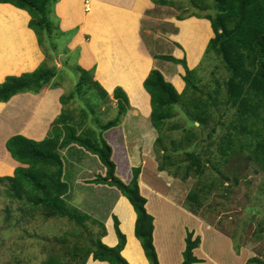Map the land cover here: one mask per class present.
I'll return each mask as SVG.
<instances>
[{
	"label": "trees",
	"instance_id": "obj_1",
	"mask_svg": "<svg viewBox=\"0 0 264 264\" xmlns=\"http://www.w3.org/2000/svg\"><path fill=\"white\" fill-rule=\"evenodd\" d=\"M58 1L0 0V3H10L29 13L31 16L29 27L36 33L38 43L45 54L43 61L33 71L7 76L0 83V102H7L19 93L38 94L44 88L62 85V81L56 79L61 70L53 62L54 53L59 50L62 43H55L53 23L48 16L50 5L57 4ZM152 1L161 6L175 7L178 4L183 7L188 14H178L177 18L180 20L189 16L209 19L214 36L208 41L206 53L214 52L228 72V77L223 83L215 76V71L212 72L213 82L216 84L214 94L219 97L221 88L224 87L226 102L235 109V123L231 124L235 132L231 129L226 131L216 142L209 140L216 132L213 127L203 139L206 143L202 144L198 151L185 148L189 147L191 141L197 137L195 130L188 131L179 140L171 138L167 142L164 137L170 138L164 130L165 127L178 128V123L168 122V119L175 116L174 105L178 102H181L186 109V114L196 128H204L210 121L207 107L215 103L203 101L197 95L198 92L203 91L198 85L197 70L189 68L185 58H177L172 54H159L155 56L184 64L185 88L179 92L175 84L167 80L163 72L157 68L149 72L143 83L151 96L152 125L160 132L155 140L158 169L167 171L172 177L183 181L188 180L189 177L195 179L194 187L186 196L185 206L197 213L195 210L199 211L205 205V200L209 199L214 189L222 186L230 191L229 184L224 186L214 177L208 180V172H213L212 169L222 174L224 181L234 178L235 183L240 181L242 175L236 173L231 175L230 172L222 170V167H226L232 161H238L240 165L245 164V167L253 164L254 167L257 165L259 169H264V0ZM77 69L80 71L76 84L78 88L85 86L86 93L95 89L101 98L109 97L106 88L94 78L95 65L87 69L78 64ZM113 96L117 100V115L106 122L95 119L98 125L97 131L90 127L83 128L89 116L86 108H82L80 119L76 120L68 106L73 95L68 94L61 95L60 102L63 105L61 113L51 123L50 133L44 139L36 140L23 134H15L6 140L7 150L20 162V165L16 167L13 175H5L11 167L0 161V184H2L0 193L3 191L12 200L17 199L29 204L30 209L21 207L25 215L37 211L45 218H67L76 224L73 231L79 238L73 244L69 243L68 239L71 234L58 238L57 242L65 245L64 254L50 255L42 264H86L89 257L109 264H131L122 254L127 238L120 229L116 215H113L112 219L118 238L117 244L111 246L103 240L106 236L104 222L106 215L103 219L99 214L104 212L102 209L104 201L98 205L88 204L87 209H81L82 206H75L68 201L71 198L73 178L69 166L65 168L62 151L67 150L69 152L66 154H69L71 149L66 148L71 145L80 146L97 156L103 164L101 165L105 169V174L95 172V177L90 182L115 187L129 199L137 215L135 236L140 240L150 264H161L154 243L155 218L147 210V198L142 195L139 185L142 166L132 167L131 179L123 180L117 174L113 147L103 135L104 131L120 125L130 107L129 96L122 87H115ZM212 97L213 95L210 99ZM49 99L51 105L53 98ZM80 155L78 158L81 161L84 155L82 153ZM236 168L239 171L242 167ZM7 211L9 216L10 209L8 208ZM90 224L100 225L101 231L96 236L90 233L87 239H84V233L79 228L92 232ZM263 231L262 219L254 231V238H263L261 233ZM200 244L201 236L195 235L193 230L187 231L181 264H194L200 261L195 254ZM66 253L69 254L67 258ZM246 264H264V260L260 255H254L248 258Z\"/></svg>",
	"mask_w": 264,
	"mask_h": 264
},
{
	"label": "rangeland",
	"instance_id": "obj_2",
	"mask_svg": "<svg viewBox=\"0 0 264 264\" xmlns=\"http://www.w3.org/2000/svg\"><path fill=\"white\" fill-rule=\"evenodd\" d=\"M87 2L88 0H80L79 5H76V9H74L75 6L73 7L72 5L74 15L69 12L67 18L69 19V16L71 15L76 19L73 20V22L76 24L75 27H62V19L57 11L56 4L50 5L48 16L53 23L55 43H62L59 47V50L54 53L55 57L53 61L59 67L61 72H63H59V75L56 78L59 81H62V85L60 86L63 89L62 95H73L70 102H68V106L74 113L77 121L80 119V115L82 114V108H86L89 116H87L86 123L84 124L83 128L87 129V127H90L97 131L98 125L95 123V119L101 122H106L114 118L117 115L118 106L117 100L114 99L113 94L109 95V97L101 98L95 89H92L86 93L84 89L85 86L82 88H78L76 86L80 76V71L77 69V65L81 64L83 66L81 61L82 57H84L82 49L84 48L83 50L88 52L90 51L91 57L94 58V54L89 49V45L87 46L88 43H73L77 34V27L80 28L81 23L83 22L77 21V10L80 7V4L83 3L82 11L87 13ZM98 6L101 7V9L109 11L113 10L112 6L104 8L106 5H104L102 2H99ZM175 10L183 15L188 14V12H186L183 7L176 4L175 7L166 6L156 8L153 12H151V15L154 14L156 16L160 15L163 17L165 15L167 17L169 14L174 13ZM156 21L157 20H155V22ZM159 26L163 28L167 27L168 24L162 22L161 20V24ZM181 27L184 36L186 38L192 39L193 41V43H186L187 46L191 44V49L189 51V49L185 46V43L178 42L175 43L176 49H174L173 53L171 54L178 55L180 52H183L181 58H185L188 62V58L191 59V55L195 54L196 51L198 55L200 51H202L200 60L193 68H191L197 70L199 77L198 85L203 90L202 92H198L197 95H199L203 101L208 100L210 103L215 104L208 105L207 107L210 116L209 123L204 128H196L193 126L191 118L186 114V109L183 107L181 102L176 103L174 105L176 114L174 117L168 119V122L169 124L173 122L178 123V128L174 129L171 126L165 127L164 130L170 136V138L167 136L164 137L167 139V142L170 141L171 138L174 140H179L188 131L195 130L197 137L191 141V145L189 147L185 148L190 150L196 149L198 151L201 149L202 144L206 143V141L203 139L207 137V133L211 131L213 127L216 129V132L213 133L209 140L211 139L216 142L226 131L231 129L233 132H235V129L231 127V124L235 123L236 116L235 109L226 102L224 87L222 86L219 97L214 94V88L216 84L213 82L212 72L215 71V76L220 79L221 83H223V81L228 77V72L225 70L221 60L214 52L206 53L208 41H205L207 35L205 34V30H203L204 25L200 20L188 19L181 23ZM14 29L18 30L16 27ZM27 41H34V37L29 33H27ZM160 41L161 39L157 38L155 41H151V43H145V50L151 51L153 54H170V52H172L170 46H172L173 43H160ZM195 58L196 56H194V59ZM153 66L157 69H161L163 67L164 69L174 68L176 70H180L176 71L174 73L176 74L175 77H170V79H172L177 84L176 85L172 81L177 89H180L179 92L183 91L185 88V83L184 86L178 84L179 81L181 82V79L184 80L183 75L186 73L183 63H175L170 60H164L158 57V59L154 61ZM167 76L170 75L167 74ZM57 88L58 87H49L51 90H57ZM143 89L149 94L145 87ZM41 92L38 94L31 92L19 93L29 94L19 96L20 98H16L15 101H17V103L13 107L8 106L4 112H2L3 114L0 116V152L4 149H7L4 140L15 134H22V132H19L20 129H22L23 132H26V130L35 128L36 121L38 119L47 118V115L51 111L47 112L46 108H52V104L49 105L48 102V100H50L49 98H53L52 102H54V98H57V96L60 94L47 93L44 95V92ZM210 94L213 95L211 99ZM149 95L148 98L151 103ZM60 97L58 100H60ZM52 109L55 110V108ZM138 117L139 114L128 108L120 124L122 125V123H124L125 126H128L131 134L129 135V138L133 141H135V136L138 130L137 125L139 123L136 121L138 120ZM147 123L148 125H151L152 129H156L151 124L150 118L147 119ZM144 124H146V122H144ZM120 125L113 127V129L116 130L114 131V136H112V141L114 142L113 144L117 149V154L119 153V155L123 156V159H125V156L122 153L123 146L121 145V131L123 130L120 128ZM50 129L51 127L48 128L46 134L50 133ZM108 133L109 130L104 131V137ZM159 133L160 132L157 130V136ZM24 136L35 139L29 137L26 134ZM157 136L155 138V133H153L150 135V137H146L144 141L139 143V145L143 146L144 144V146L150 147L152 149V154L154 158L156 157V159L157 146L155 140L157 139ZM134 144H138V142L130 143L128 146L126 144V147L132 151ZM212 148L214 149V146ZM81 151L73 149L69 154H66L64 151H62V154L64 155L65 168L69 166V171L73 172L74 162L80 155ZM141 152L142 151L139 150V154L135 153L136 155L133 156L130 161H132L134 165L141 163V165L144 166V170L150 169L152 172L154 170L153 167L156 168V163L151 164L150 158L146 157ZM247 152L248 151H246V153ZM117 154L115 155L116 161L120 160ZM87 163L91 167L90 171H93L94 173H99V169L103 168V164L100 162V160L98 158H93V156L92 158H89V162ZM157 163L159 162L157 161ZM236 167L242 168L238 171ZM127 170L128 173L130 172V174H132V168L130 169V167H128ZM148 170L146 173L144 171L143 174L139 176V185L142 180L150 183L152 182L151 180H154V178L158 183L166 182L164 178L165 176H163L166 175V172L161 174L154 171L151 174V172H148ZM222 170L224 172H230L231 175L235 173L242 175L240 177V181L235 183L234 178L229 181H224L222 174L218 173L217 170L212 169L213 172H208V180H211V178L214 177L218 182L223 183L224 186H228L229 184L230 191L222 186L214 189L210 194L209 199L205 200V205L199 211L195 210L197 213H193V215L196 217H191L184 212L174 210L180 208H177L172 204H167L165 207V214H168V217L159 220L161 224H159L158 233H164V227L166 226H163V223L167 222H169L168 229L172 228L178 237L180 235H186L187 231L193 230L195 235H200L202 236V240H205L203 246L205 245L207 248L206 250L209 252L214 250V254L218 255V259L221 257L224 264H246V262H244V258H246L249 254L251 256L260 255L264 260V231L261 232L263 238H254V231L258 227L259 221L262 219L264 221V169H259L257 165L254 167L253 164L245 167V164L240 165L238 161H232L226 167H222ZM175 181L183 186L182 193L180 192V194H183L184 197L185 195L187 196L189 191L195 185V179L192 177H189V179L186 181L176 178ZM158 183H155L154 186L157 187ZM0 186H2V184H0ZM0 189L2 190V187H0ZM93 193L92 202L90 201L91 197L88 196H83L81 199L71 197L68 199V201L75 206H82L81 209H87L89 206L88 204L98 205L104 201L102 202V209L104 212L99 214V216L104 219V216L110 210L109 200L111 199V195L106 197L104 195L100 196L97 191ZM142 195H144L147 200L149 199L151 207H154L156 211H161V207L157 203L156 196L152 192L144 189ZM21 207L30 209L31 206L26 202L19 201L17 199L12 200L11 197H8L3 191H1L0 264H42L50 255L55 253H59L60 255L64 254L65 245L57 242L58 238L65 237L66 234H71V236L67 235L69 243L71 244H73L74 241L79 238L78 235H74L73 231V229L76 227V224L69 221L67 218H45L42 214H40V212L37 211L33 212V214L28 213L25 215L23 214ZM8 208L10 209V217L8 216ZM254 213L257 214L252 216ZM201 220L205 224H202ZM207 224H210V226L222 232L226 238H230L232 244L228 241V239L225 238V236L220 239V237L223 235H218L214 229H208ZM90 227L92 232H89L82 227L79 228L84 233V239H87L90 233H93V236H96L98 232L101 231V227L98 224H90ZM182 240L185 244V237ZM230 248H232L235 254H231ZM243 249H246L249 251V253L242 251V255H239L238 253H240V251ZM65 256L67 258L69 257V254L66 253ZM237 256H240V258Z\"/></svg>",
	"mask_w": 264,
	"mask_h": 264
},
{
	"label": "crops",
	"instance_id": "obj_3",
	"mask_svg": "<svg viewBox=\"0 0 264 264\" xmlns=\"http://www.w3.org/2000/svg\"><path fill=\"white\" fill-rule=\"evenodd\" d=\"M79 1L80 0H59L57 2L56 8L61 16L63 28L76 26L73 22L75 18L70 15L68 19L67 16L69 15V12L74 15L73 7L75 6L74 9H76V5H79ZM89 1L90 0L86 3L87 13L82 11L83 3L80 4V7L77 10V21L83 22L81 23V27L79 26L80 28L77 27V34L73 42L88 43L87 46L89 45V49L94 54V58H92L90 51H85L83 48L82 51L84 57H82L81 60L82 64L87 69L95 65L94 78L106 88L109 95L113 94L115 87H122L129 96L130 110L139 114L138 120H136L139 124L137 125L138 130L135 136V141L130 140L129 138V135L131 134L128 126H125L124 123L120 125V128L123 130L121 131V145L123 146L122 153L124 154L125 159H123V156H120L119 153L117 154V149L112 141V136H114V131L116 129H108L109 133L105 136L113 147V157L117 164V174L125 181H129L131 179L132 174H130V172L128 173L127 169L128 167L131 169L134 166L141 165V163L134 165L132 161H130L133 156L139 154V150H141V153L146 157L150 158L151 164L156 163V168L153 167L154 170L152 172L150 169H147L148 172H151V174L154 171L161 174L166 172V175H163L165 176V183H158L155 181V178L154 180H151L152 182L150 183L142 180L140 188L142 193L144 189L152 192L156 196L158 205L161 207V211H156L154 207H151L149 199L147 200L146 207L154 218H156L154 219V243L156 245L161 264H181L183 260V250L185 248V244L182 239L186 237V235L184 234L178 237L172 228L168 229L169 222L163 223V226H166L164 227V233L159 234V224H161L159 220L168 217V214H165V207L167 204H172L173 206L180 208L174 210L184 212L191 217L196 216L193 215L194 212L185 207L186 195L184 197L183 194H180V192L182 193L183 186L175 181L176 178L170 176L167 171H161L158 169L156 157L154 158L150 147L144 146V144L143 146L139 145L141 141H144L146 137H150L151 134L155 133V138L157 136V130L152 129L151 125H148L147 123V119L150 118L151 115L152 107L150 106L151 103L148 98L149 94L143 89V83L149 72L156 68L153 66V63L158 59L155 55H159V53L153 54L151 51L145 50V43H151V41H155L158 38L161 39L160 43H173V45L170 46L172 50L170 54L173 53L174 49H176L175 43L178 42L185 43V46L190 51L191 44L187 46L186 43H193V41L192 39L184 36L181 23L188 19L200 20L204 25L203 30H205V34L207 35L205 41H209V39L214 36L211 21L207 18H198L196 16H189L180 20L177 18L180 13L176 10L167 17L165 15L164 17L160 15L156 16L154 14L151 15V12H153L156 8L166 7L157 5L152 0ZM99 2L106 5L104 8L112 6L113 10L109 11L101 9V7L98 6ZM0 15L1 83L7 76L19 75L23 72L33 71L43 61L45 54L38 43L36 33L29 27L31 16L26 10L17 8L10 3H0ZM155 20L157 21L155 22ZM161 20L162 22L167 23L168 26L161 28L159 26L161 24ZM15 27L19 31L15 30ZM27 33L34 37L33 42L27 41ZM201 52L202 51H200L199 55L197 54V51L193 55H191L190 52L191 59L188 58V67L193 68L196 65V63L200 60ZM161 55L165 54L161 53ZM182 55L183 52H180V54L174 56L181 58ZM194 56H196L195 59ZM160 70L163 72L166 79L171 82L173 80L170 79V77H175L176 74L174 73L176 71H180L174 68L164 69L163 67ZM167 74L170 76H167ZM184 83V80L181 79V82L179 81L178 84L184 86ZM42 92H44V95L47 93L60 95H58L57 98H54V102L51 103L52 108H55V110L52 108H46L47 112L51 111L47 115V118L38 119L36 121V127L31 130H26V132H23L22 129L19 130V132H22L23 135L26 134L36 140L44 139L48 135L46 134L48 128L51 127V123L61 112L62 108V104L60 100H58V98L63 94V89L61 87H58L57 90L45 88ZM28 94L29 93L18 94L13 96L8 102H0V116L3 114L2 112H4L6 107H13L17 103V101H15L16 98ZM144 122H146V124H144ZM6 140H4L5 143ZM133 142H138V144H134L133 150L130 151L126 147V144L128 146ZM66 149H75L77 151L82 150L81 153L84 155V157L82 156L81 161L77 158L74 162V169L73 172H71V177L73 178V186L70 191L71 197L81 199L83 196H88L91 197L90 201L92 202L93 192L97 191L100 196L104 195L107 197L108 195H111V199L109 200L110 210L106 213V219L104 220L106 225V236L103 237L104 242L111 246L116 245L118 242L112 219V216L116 215L119 219L120 229L126 234L127 238L122 254L131 264H150L140 240H138L135 236V221L137 215L129 199L123 196L115 187L90 182L95 177V173L90 171L91 167L87 162H89L90 156H93L94 158H97V156L90 154L77 145H71ZM64 152L68 153L69 151L64 150ZM116 154L120 159L118 161L115 159ZM0 161L7 164L9 168L11 167L10 171L5 175L14 174L16 167L20 165V162L13 159L7 149L0 152ZM141 166L142 170L140 175H142L146 170H144L143 165ZM99 171L102 175L105 174L104 168L99 169ZM155 183H158L157 187L154 186ZM202 224L205 223L202 221ZM207 225L208 229H214L218 235H223L220 239L225 236L222 232L210 226V224ZM204 241L205 240H202L201 238V244L195 250L196 256L200 259V261L194 264H224L222 258L219 257L218 259V255L214 254V250H212V252L206 250L207 248L205 245L203 246ZM228 241L231 242L230 238ZM242 251L249 253V251L243 249L238 254L242 255ZM230 252L231 254H235L232 248H230ZM237 257L240 258V256ZM249 257H251L250 254L244 258V262H246ZM86 264L109 263L106 261L94 260L93 257H89Z\"/></svg>",
	"mask_w": 264,
	"mask_h": 264
}]
</instances>
